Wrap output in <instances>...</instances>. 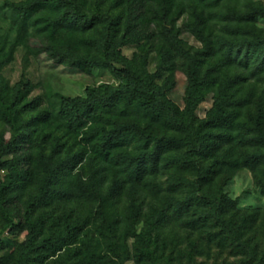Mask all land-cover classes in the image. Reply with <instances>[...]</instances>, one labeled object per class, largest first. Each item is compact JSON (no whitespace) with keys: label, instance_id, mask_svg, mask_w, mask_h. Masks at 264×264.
Returning <instances> with one entry per match:
<instances>
[{"label":"rangeland","instance_id":"374dc122","mask_svg":"<svg viewBox=\"0 0 264 264\" xmlns=\"http://www.w3.org/2000/svg\"><path fill=\"white\" fill-rule=\"evenodd\" d=\"M0 0V35L8 47L16 41L15 12ZM21 1V0H9ZM97 0H79L85 10L92 11ZM264 8V0H173L167 12L160 0H108L105 9L119 15L123 21L120 35L127 33L126 20L133 11L135 26L130 28L127 39H134L121 47L122 53L140 66L146 58L151 73L160 71V82H170L173 90L170 99L185 107V91L188 83L189 61L182 52L173 47L165 35V29L179 31L184 49L191 53L201 51L204 43L194 30V9L202 12L205 34L212 38L214 54L203 56L202 74L214 80L205 100L199 105L196 125L206 120L219 95V87L228 82L229 91L235 100L243 104L237 107L236 122L254 127L253 119L264 113V57L255 55L249 60L239 59L227 63L218 42L219 36L233 37L227 25H239L251 34H264V15L255 19L229 21L221 14L230 9L249 12L253 8ZM84 35L73 30H63L57 35L60 42L70 41L83 49L80 41ZM239 37L248 34L237 35ZM41 47L38 38L29 37L27 46L19 44L12 61L3 69L2 75L10 90L16 83H29L31 90L22 103L38 99L39 106L21 114L22 121L29 124L39 113L47 119L38 125L34 138L41 140L39 146L24 148L30 159L21 168L27 171L25 180L14 189L6 191L7 209L22 213L25 200L38 190L40 171L38 154L65 158L73 157V169L63 175L47 202L35 212V218L52 215L56 220H47L41 238H49L62 232L63 218L85 223L76 242L65 245L49 256L43 263L32 260L30 264H91L90 255L96 253L105 264H152L149 259L138 260V237L131 233L134 227L143 233L147 219L159 209L166 213L163 223L152 234L151 247L158 257V264H264V165L251 168L244 165L247 154L264 152V141H255L256 132L236 127L227 136H221L217 128H205L212 153H192L176 143L184 135L161 120L152 119L143 112H134L119 105L106 118L97 117L84 127L73 128L57 119L54 111L61 96H84L88 86L101 84L118 85L119 81L107 69L82 71L64 64L54 63L45 53L35 50ZM166 56L169 57L167 61ZM262 62V69L256 68ZM264 119V114H263ZM108 120V121H107ZM138 121L147 126L151 140L129 139L115 146L106 160L99 151L101 129L110 127L109 121ZM109 123V124H108ZM94 129L95 134L86 132ZM0 135L9 139L12 131L0 115ZM60 139L63 147L55 153V140ZM153 148L159 150L155 168L149 167L142 179L132 181L122 165L111 160L117 153L141 154ZM11 158V156L9 157ZM20 168V169H21ZM200 168L207 171L204 178ZM101 174L98 192L89 190L93 174ZM3 178L5 173L3 172ZM197 184V186H196ZM115 186V188H113ZM191 208L178 207L177 201L195 191ZM220 188L231 199L226 203L225 216L239 230L240 237L247 242L250 253L232 243L230 236L214 219L202 225H193L198 210L211 207L203 202L204 196L219 195ZM139 207L136 218H131L132 205ZM16 221V220H15ZM6 220L0 206V231ZM14 232L6 230L0 244V264H18L17 245L23 242L27 229L18 225ZM109 223L114 226L116 252L108 246L105 234Z\"/></svg>","mask_w":264,"mask_h":264},{"label":"trees","instance_id":"16d2710c","mask_svg":"<svg viewBox=\"0 0 264 264\" xmlns=\"http://www.w3.org/2000/svg\"><path fill=\"white\" fill-rule=\"evenodd\" d=\"M107 2L108 0H97L92 11L85 10L79 0H8L5 3L15 12L13 22L16 25L17 35L15 43L10 47L0 35V115L12 131L9 139L0 135V206L6 220L0 231V244L6 230L14 232L17 226L16 221L19 226L27 229L25 240L17 245L18 264H30L32 260L43 263L49 256L59 252L63 246L75 243L78 234L85 227L84 222L73 220L71 216L65 215L62 232L53 237L40 239L45 222L56 219L50 214L44 218H35L36 210L47 202L50 194L55 191V186L60 178L71 173L74 165L73 157L70 154L65 158L38 154L37 165L41 178L37 192L25 200L22 213L7 209L6 191L20 185L21 182H18V179L25 180L27 177L28 170L25 173V169L21 166L26 165L30 155L23 152L24 148L39 146L41 140L35 139L34 134L38 125L47 119L45 113H39L33 121L24 125L21 114L36 109L40 102L35 99L28 103H22L25 94L31 90L29 83L20 81L8 90V83L2 75L4 67L12 61L17 46L19 44L27 46L29 37L38 38L41 42V47L35 52L47 54L56 64H64L86 72L93 69H107L119 81L118 85L105 83L88 86L84 96L60 97L54 116L75 129L84 127L97 117L106 118L105 114L112 112L119 105H124L125 109L143 112L152 119L161 120L172 128L180 130L184 136L174 141L192 153L202 155L212 153L214 143L212 144L208 135L203 132L205 128H217L224 131L221 136L225 137L236 127H242L256 132L255 141H264V113L258 114L253 119V128L246 123L236 122L237 107L243 103L232 97L228 82L220 85L219 95L208 118L198 126L196 125V111L205 100L206 93L214 82L208 75L202 74L204 62L202 55L209 56L215 52L212 38L205 34L202 12L196 9L193 11L194 30L204 43L201 51L191 53L184 49L179 38V31L171 29L164 31L169 43L180 50L189 61L185 107L181 110L169 97L173 90L172 83L160 82V71L151 73L147 68L146 58L138 66L121 51L122 46L135 42L134 39H127V37L130 34V28L136 24L137 15L133 11L129 14L126 20L127 33L121 36L123 21L119 15L105 9ZM160 2L165 12L170 10L173 4V0H160ZM258 14L264 15V8L256 7L249 12L230 9L221 16L229 21H245L255 19ZM65 29L84 35L80 41L83 49H78L70 41H58L57 35ZM226 29L233 37L219 36L217 40L227 63L239 59L247 61L255 55L264 57V34H251L247 29L232 24L227 25ZM240 34L249 36H237ZM168 58L166 56L164 61L166 62ZM262 66L263 64L260 62L257 63L256 68L260 70ZM109 123L110 127H103L100 130L99 151L106 160L110 157L115 146L125 140L140 139L147 144L151 140L149 128L142 126L138 121L114 120ZM94 134V129L86 132L87 136L92 137ZM62 147L60 139H56L55 153L60 152ZM158 155L159 150L156 148L150 151L145 150V152L134 156L127 152H115L111 156V160L122 165L128 177L132 181L138 182L149 167L155 168ZM10 156L11 158H9ZM244 165L251 168L264 165V152L247 154ZM3 172L5 173L4 178ZM200 173L204 178L207 175V171L203 168H200ZM101 176L99 173L93 174V180L89 186L91 192H98ZM196 191L197 188L184 199L178 200V207L190 209ZM203 202L212 205L199 209L197 218L192 220L191 224L202 225L212 217L230 236L232 243L250 253V247L247 242L241 239L236 225L225 216L224 205L231 203V199L223 192V188H220L217 197L204 196ZM138 213L139 207L135 204L132 205L131 218H136ZM166 217L164 211L157 209L147 219L143 233L138 234L134 227L131 228V233L137 236L139 241L138 260L149 259L152 264H158V257L151 247L152 234ZM105 238L110 250L115 253L116 242L112 223H109ZM90 262L91 264H105L96 253H91Z\"/></svg>","mask_w":264,"mask_h":264}]
</instances>
